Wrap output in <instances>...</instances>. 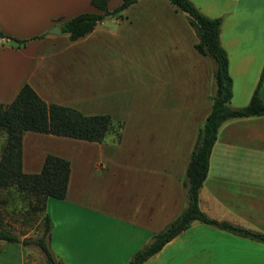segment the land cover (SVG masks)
<instances>
[{"label":"crops","instance_id":"0c3cea01","mask_svg":"<svg viewBox=\"0 0 264 264\" xmlns=\"http://www.w3.org/2000/svg\"><path fill=\"white\" fill-rule=\"evenodd\" d=\"M190 1L223 18L228 106H246L264 66V0ZM121 2L109 0L108 10ZM90 3L0 0V32L28 40L18 47L0 38V103L28 85L47 104L122 125L119 141L112 132L100 143L25 132L21 166L37 174L48 155L69 162L64 199L48 198L45 207L58 264H127L186 207L183 180L211 110L212 62L167 0H138L121 18L69 40L60 24L94 12ZM259 96L264 103V78ZM198 204L213 220L264 234V115L221 124ZM29 258L28 245L0 240V264H36ZM143 264H264V243L196 221Z\"/></svg>","mask_w":264,"mask_h":264},{"label":"trees","instance_id":"16d2710c","mask_svg":"<svg viewBox=\"0 0 264 264\" xmlns=\"http://www.w3.org/2000/svg\"><path fill=\"white\" fill-rule=\"evenodd\" d=\"M108 1L91 0L90 4L95 11L82 13L62 22L61 32L67 34L71 41L78 40L90 33L98 23L108 18H121L123 12L138 0H122L112 11L107 8ZM167 1L186 15L187 23L197 38L195 50L212 62L211 110L198 131L187 164L183 180L186 194L185 209L164 229L156 233L149 244L138 250L127 264H143L196 221L264 243V234L213 220L200 210L198 204L199 191L208 170L210 152L221 124L229 119L264 115V103L259 96L264 67L249 103L242 108H230L228 104L232 96V80L228 72V55L220 41L223 18H212L202 14L190 0ZM0 38L9 39L18 47L28 42L5 36L2 32ZM121 128V124H115L108 116H85L69 107L47 104L28 85L22 86L11 103H0V136L5 134L6 139L0 158V188L7 191L14 189L17 196L29 197L31 211L43 214L42 235L36 240L25 238L20 241L16 236L2 230L0 240L22 245L32 243L41 250L45 264H58L47 245L51 221L45 213V207L48 198L64 199L70 166L67 160L48 155L39 173H23L21 143L25 132L100 143L112 132L115 134V140L119 141Z\"/></svg>","mask_w":264,"mask_h":264},{"label":"rangeland","instance_id":"374dc122","mask_svg":"<svg viewBox=\"0 0 264 264\" xmlns=\"http://www.w3.org/2000/svg\"><path fill=\"white\" fill-rule=\"evenodd\" d=\"M251 73H254L253 68ZM211 93L212 87L209 95H211ZM5 143V134H3L0 136V158L3 153V147ZM1 198L6 199V201L4 202L3 206H0V230L9 232L17 238L22 237V240L25 238L29 240H36L42 235L43 214H41L40 212L31 211V199L29 197L17 196L14 189H11L9 191L0 189V199ZM28 250L30 252V260H28L29 263L38 264L40 261L42 263H45L44 257H41V260L35 257H38L40 254V250L38 247L30 243L28 244Z\"/></svg>","mask_w":264,"mask_h":264},{"label":"water","instance_id":"95a60500","mask_svg":"<svg viewBox=\"0 0 264 264\" xmlns=\"http://www.w3.org/2000/svg\"><path fill=\"white\" fill-rule=\"evenodd\" d=\"M50 34H55V35H59L60 34V30L58 29V27H53L50 31Z\"/></svg>","mask_w":264,"mask_h":264}]
</instances>
